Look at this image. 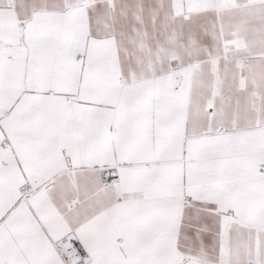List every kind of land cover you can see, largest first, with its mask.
<instances>
[{
	"label": "snow or ice",
	"instance_id": "6c2138e0",
	"mask_svg": "<svg viewBox=\"0 0 264 264\" xmlns=\"http://www.w3.org/2000/svg\"><path fill=\"white\" fill-rule=\"evenodd\" d=\"M0 264H264V0H0Z\"/></svg>",
	"mask_w": 264,
	"mask_h": 264
}]
</instances>
